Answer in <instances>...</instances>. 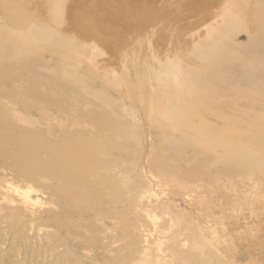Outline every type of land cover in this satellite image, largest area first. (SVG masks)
Wrapping results in <instances>:
<instances>
[{
  "label": "bare ground",
  "instance_id": "bare-ground-1",
  "mask_svg": "<svg viewBox=\"0 0 264 264\" xmlns=\"http://www.w3.org/2000/svg\"><path fill=\"white\" fill-rule=\"evenodd\" d=\"M0 169L42 185L65 237L38 225L29 187L0 175V264H86L78 250H98L105 221L130 212L153 233L139 252L132 219L100 264L149 250L169 264H230L204 226L220 217L175 210L162 246L142 195L155 179L227 213L264 206V0H0Z\"/></svg>",
  "mask_w": 264,
  "mask_h": 264
},
{
  "label": "rangeland",
  "instance_id": "rangeland-1",
  "mask_svg": "<svg viewBox=\"0 0 264 264\" xmlns=\"http://www.w3.org/2000/svg\"><path fill=\"white\" fill-rule=\"evenodd\" d=\"M164 46V45H163ZM161 44L159 47L157 46V53L159 56H163L165 51V46L163 47ZM168 48V47H167ZM160 49L161 50L159 52ZM162 52V53H161ZM108 60V55L105 54ZM104 57V56H103ZM100 57L98 62L101 60L100 64H103L107 61L106 57ZM90 97L86 95L85 101H88ZM42 109L43 114H48L45 111L46 106ZM49 117L46 121L49 123V126H55L57 120ZM35 118V116H32ZM43 121L42 123L46 122ZM64 123L69 124L67 120L63 119ZM41 124V123H40ZM40 124H36L39 126ZM44 126V125H42ZM59 128L54 127V132L59 134ZM58 139V136L56 137ZM104 159H107L104 157ZM0 175L4 178L5 183H10L12 186H18L19 188L29 187L28 197L35 203L33 206L34 212L37 215V223L41 227L44 225L49 232L56 235L57 237H64V230H61L58 224L54 221L53 217L59 214L56 206L51 202V198L49 193L44 191V188L41 186H36L32 183H24L22 180H18L12 178L9 171H3L0 169ZM47 183V182H46ZM50 183V182H48ZM150 184V191L144 193L142 195L143 198H146L150 205V214L156 220L158 224H161L165 218H169L171 212L174 213L175 210L179 212V214H188L193 218L199 217L197 213L198 205L202 204L205 208V214L209 217H220V222L215 223L211 219L204 226H211L209 228L210 231L214 232L216 235L217 244V258L219 260L226 261L230 264H264V227L262 226V222H258V219L254 221L252 218H248V212L254 211V215L264 217V206L262 200L259 202H254L252 205H248L246 202L238 203L239 206L236 208V211L229 212L223 209L222 205L219 202H213V195L211 194H202L198 198L196 191L194 190H185L181 191V188H171L163 185L162 182L151 179L148 182ZM7 186V184H6ZM5 185L3 188L6 187ZM180 191V193L177 192ZM262 193L264 194V187L262 188ZM201 198V199H200ZM151 200V201H150ZM14 201V199H13ZM16 202L10 203L9 206L11 209H16ZM169 212V213H168ZM246 218V220H244ZM132 219L137 220L139 223L135 228L128 229L127 232H130V239H133L138 242L139 252L142 247V233H153L149 232V229L144 225L142 219L137 215H131V212L126 215L121 220L108 218L105 222L107 226V230L104 234L101 235L100 243L101 247L98 250H78V253H82L87 257L86 264H100L102 259V255L98 254L97 251L101 250L108 256H113V250L118 248L123 244L124 241H112L111 237H113L119 228H127ZM221 223L223 226H221ZM100 225V223H99ZM203 226V225H202ZM225 226V230L222 228ZM175 228V227H174ZM165 230L163 235H156L154 237L157 238L158 242H162L167 245L166 241L171 235H176L175 229ZM82 230V229H79ZM84 231V229L82 230ZM161 231V230H160ZM68 244L71 246L77 245L80 242V239L72 237L66 238ZM129 239V238H128ZM184 248V247H183ZM193 251H196L197 248H192ZM137 251L134 254L135 261L130 264H169L170 258L168 257L169 253H161L157 257L153 254L151 250L147 252L146 257H142ZM200 252V251H199Z\"/></svg>",
  "mask_w": 264,
  "mask_h": 264
}]
</instances>
